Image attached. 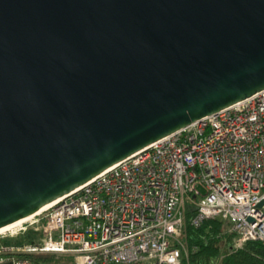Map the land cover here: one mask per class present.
I'll use <instances>...</instances> for the list:
<instances>
[{"label":"water","instance_id":"water-1","mask_svg":"<svg viewBox=\"0 0 264 264\" xmlns=\"http://www.w3.org/2000/svg\"><path fill=\"white\" fill-rule=\"evenodd\" d=\"M262 91L264 0H0V230Z\"/></svg>","mask_w":264,"mask_h":264},{"label":"built area","instance_id":"built-area-1","mask_svg":"<svg viewBox=\"0 0 264 264\" xmlns=\"http://www.w3.org/2000/svg\"><path fill=\"white\" fill-rule=\"evenodd\" d=\"M264 91L160 140L0 235V264H189L191 224L264 246Z\"/></svg>","mask_w":264,"mask_h":264},{"label":"trees","instance_id":"trees-1","mask_svg":"<svg viewBox=\"0 0 264 264\" xmlns=\"http://www.w3.org/2000/svg\"><path fill=\"white\" fill-rule=\"evenodd\" d=\"M193 213H188L187 239L190 248L189 264H264V246L258 242L237 245L236 236L220 221H206L200 227L191 224ZM39 233L30 231L15 240H0L1 244L19 245L38 242ZM37 261V259L35 258ZM42 259H39V262ZM38 262V261H37Z\"/></svg>","mask_w":264,"mask_h":264},{"label":"rangeland","instance_id":"rangeland-1","mask_svg":"<svg viewBox=\"0 0 264 264\" xmlns=\"http://www.w3.org/2000/svg\"><path fill=\"white\" fill-rule=\"evenodd\" d=\"M225 229L227 230L228 233H231L229 226H227V228L225 226ZM13 240L21 241L19 239H13ZM36 259L39 264H75V260L73 259V257H70V256L42 255V256L36 257ZM39 259H42V260H40L39 262Z\"/></svg>","mask_w":264,"mask_h":264},{"label":"bare ground","instance_id":"bare-ground-1","mask_svg":"<svg viewBox=\"0 0 264 264\" xmlns=\"http://www.w3.org/2000/svg\"><path fill=\"white\" fill-rule=\"evenodd\" d=\"M43 209H44V208H43ZM43 209H42V210H43ZM42 210H41V211H42ZM41 211H38L37 213H35V214H33V215H30V216H28L27 218H25V219H23V220H21V221H19V222H16V223H14V224H12V225H10V226H8V227H5V228L1 229V230H0V235L6 233L7 231H9V230H11L12 228L16 227V226L19 225L21 222H24V221H26V220L32 218L33 216H35L36 214L40 213Z\"/></svg>","mask_w":264,"mask_h":264}]
</instances>
